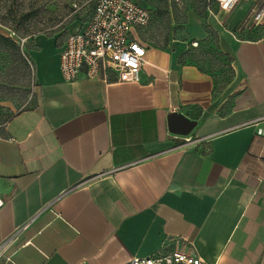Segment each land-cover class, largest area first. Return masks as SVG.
Segmentation results:
<instances>
[{
  "label": "crops",
  "instance_id": "0c3cea01",
  "mask_svg": "<svg viewBox=\"0 0 264 264\" xmlns=\"http://www.w3.org/2000/svg\"><path fill=\"white\" fill-rule=\"evenodd\" d=\"M194 2H181L182 38H140L138 82L64 80L67 35L29 38L32 106L0 124V264H125L176 247L264 264V39L243 27L246 1ZM210 39L221 84L193 56ZM174 113L186 133L169 129ZM185 136L210 137L173 148Z\"/></svg>",
  "mask_w": 264,
  "mask_h": 264
},
{
  "label": "built area",
  "instance_id": "2783aa9c",
  "mask_svg": "<svg viewBox=\"0 0 264 264\" xmlns=\"http://www.w3.org/2000/svg\"><path fill=\"white\" fill-rule=\"evenodd\" d=\"M211 1L226 10L246 1L248 11L243 27L255 28L264 39V0H206L208 4ZM149 19L148 7L136 0H95L88 19L69 32L59 46V70L63 79L74 80L83 73L89 79L138 82L145 45L134 30L145 26ZM27 38L21 40V45ZM191 44L195 46L197 41L193 40ZM209 137L185 136L174 143L173 148L182 150ZM2 203L0 198V206ZM2 252L0 246V255ZM125 264L205 263L194 252L176 247L171 250L161 248L148 256H134Z\"/></svg>",
  "mask_w": 264,
  "mask_h": 264
},
{
  "label": "rangeland",
  "instance_id": "374dc122",
  "mask_svg": "<svg viewBox=\"0 0 264 264\" xmlns=\"http://www.w3.org/2000/svg\"><path fill=\"white\" fill-rule=\"evenodd\" d=\"M146 4L150 19L142 28L135 29L137 37L150 44H159L162 39L168 36L171 38H182L183 12L185 5L195 3V0H175L178 5L176 9L165 4V0H137ZM41 0H24L21 10H29L31 19L29 25L32 32L26 36H20L10 28L0 24V32L13 37L21 46V40L27 36L44 34L46 36L61 35L62 40L69 30L85 22L94 5L95 0H48L43 8H40ZM181 2H184L183 6ZM167 11L169 13H167ZM30 45V40H26V47ZM21 55L25 61L27 74L20 69L22 61L16 53L9 50H0V82L7 86L15 87L7 90L9 97L0 96V124L10 118L16 111L32 104L30 93L32 85V68L28 62L26 48L22 49ZM193 56L199 65L211 71L215 75L219 84L223 83L228 77L229 68L227 59L216 49L212 39L199 47H194Z\"/></svg>",
  "mask_w": 264,
  "mask_h": 264
},
{
  "label": "trees",
  "instance_id": "16d2710c",
  "mask_svg": "<svg viewBox=\"0 0 264 264\" xmlns=\"http://www.w3.org/2000/svg\"><path fill=\"white\" fill-rule=\"evenodd\" d=\"M71 1V0H70ZM24 0H0V24L10 28L16 34L22 36L29 35L32 32V26L29 25V20L31 17V12L29 10H21V5ZM48 0H41L40 8H43ZM171 6V9H176V5L178 3L175 0H165V4ZM93 7V4L91 5ZM167 13H169L167 11ZM31 37L28 36L27 39ZM168 43V36L161 40V42L157 45L165 46ZM26 47V41L23 45L20 44L11 36L5 35L0 32V50H9L18 56V58L22 61L21 68L26 74L28 72L25 67V61L21 55L22 49ZM15 87L7 86L6 84L0 82V96L1 97H9L7 94V90ZM16 90V89H12ZM31 93V97H32ZM32 106V105H30Z\"/></svg>",
  "mask_w": 264,
  "mask_h": 264
},
{
  "label": "water",
  "instance_id": "95a60500",
  "mask_svg": "<svg viewBox=\"0 0 264 264\" xmlns=\"http://www.w3.org/2000/svg\"><path fill=\"white\" fill-rule=\"evenodd\" d=\"M182 119L183 117L174 113L173 117L169 120V129L176 133H186L190 125Z\"/></svg>",
  "mask_w": 264,
  "mask_h": 264
}]
</instances>
